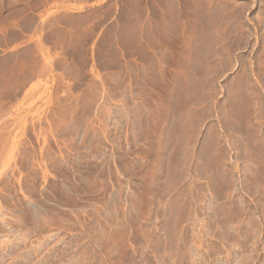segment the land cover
<instances>
[{"label":"rangeland","instance_id":"obj_1","mask_svg":"<svg viewBox=\"0 0 264 264\" xmlns=\"http://www.w3.org/2000/svg\"><path fill=\"white\" fill-rule=\"evenodd\" d=\"M96 1L0 0L70 24L0 66V264H264V0Z\"/></svg>","mask_w":264,"mask_h":264},{"label":"crops","instance_id":"obj_2","mask_svg":"<svg viewBox=\"0 0 264 264\" xmlns=\"http://www.w3.org/2000/svg\"><path fill=\"white\" fill-rule=\"evenodd\" d=\"M45 15V12H19L10 24L8 32L0 33V66L14 58L13 67L17 69L20 62H23V58L20 59L21 55L28 51L31 55L24 61L28 64V73L16 77L18 80L14 82V86L19 89L12 90L13 93L22 94L39 80L50 81L52 79L50 71L59 70L64 63L61 59L47 63L46 59L42 58L41 52L48 57L56 50L62 49L69 39L70 24L62 21L57 23L53 20L44 21L42 18ZM1 85H3V77L0 75ZM0 93H2L1 90Z\"/></svg>","mask_w":264,"mask_h":264}]
</instances>
